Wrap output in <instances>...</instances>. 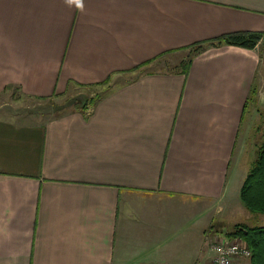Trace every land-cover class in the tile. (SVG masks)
I'll return each instance as SVG.
<instances>
[{"label":"crops","instance_id":"obj_1","mask_svg":"<svg viewBox=\"0 0 264 264\" xmlns=\"http://www.w3.org/2000/svg\"><path fill=\"white\" fill-rule=\"evenodd\" d=\"M84 5L0 0V95L106 86L48 119L0 105V264H210L211 241L233 239L226 207L241 208L238 138L264 38L206 46L186 74L149 64L264 33V0Z\"/></svg>","mask_w":264,"mask_h":264},{"label":"rangeland","instance_id":"obj_2","mask_svg":"<svg viewBox=\"0 0 264 264\" xmlns=\"http://www.w3.org/2000/svg\"><path fill=\"white\" fill-rule=\"evenodd\" d=\"M194 48H189L183 52L182 59H187ZM260 63L258 65L254 85L257 92V97L248 103V110L242 121L239 132V143L244 147L242 154L240 172H247L252 160L255 158L257 146L264 143V42L259 47ZM171 57V56H170ZM169 56H162L155 59L149 64L150 69L157 70H178L177 59ZM106 86L88 87L75 94H62L53 96L49 99H35L23 96L14 89H6L0 95V105L3 110L10 112H18L23 115H31L39 118H52L69 112L71 108L80 109L84 105L89 104L91 98L98 97L103 93ZM243 177L241 178V180ZM241 203L240 200H237ZM236 199L229 201L232 207H235ZM230 206V208H231ZM237 206V205H236ZM224 207H226L224 205ZM225 230L231 231L236 224H246L248 226H264V214L253 213L248 211L241 203V208L237 206L235 210L227 211L225 209ZM219 226L215 223L214 228ZM237 238L238 237H233ZM245 263H248V258H245Z\"/></svg>","mask_w":264,"mask_h":264},{"label":"trees","instance_id":"obj_3","mask_svg":"<svg viewBox=\"0 0 264 264\" xmlns=\"http://www.w3.org/2000/svg\"><path fill=\"white\" fill-rule=\"evenodd\" d=\"M262 38H264V33L259 31H238L222 35L205 44L199 43L192 47L194 49L188 58L180 62V70L186 74L192 55L204 50L206 46L226 45L252 50ZM239 199L248 211L264 214V143L257 146L255 158L252 160L240 187ZM229 234L232 238L238 237L250 250L248 264H264V226L236 224Z\"/></svg>","mask_w":264,"mask_h":264},{"label":"built area","instance_id":"obj_4","mask_svg":"<svg viewBox=\"0 0 264 264\" xmlns=\"http://www.w3.org/2000/svg\"><path fill=\"white\" fill-rule=\"evenodd\" d=\"M213 257L210 264H234L239 258H249L250 250L240 239L213 240L210 243Z\"/></svg>","mask_w":264,"mask_h":264},{"label":"clouds","instance_id":"obj_5","mask_svg":"<svg viewBox=\"0 0 264 264\" xmlns=\"http://www.w3.org/2000/svg\"><path fill=\"white\" fill-rule=\"evenodd\" d=\"M66 3L71 5H74L77 10L84 11V0H66Z\"/></svg>","mask_w":264,"mask_h":264}]
</instances>
